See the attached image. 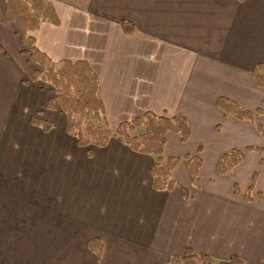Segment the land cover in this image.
I'll return each mask as SVG.
<instances>
[{
    "label": "crops",
    "instance_id": "0c3cea01",
    "mask_svg": "<svg viewBox=\"0 0 264 264\" xmlns=\"http://www.w3.org/2000/svg\"><path fill=\"white\" fill-rule=\"evenodd\" d=\"M50 3L59 22L30 31L36 45L55 62L90 63L113 130L146 111L187 118L190 138L169 132L164 155L199 153L201 185L183 159L174 187L155 189L154 157L119 137L78 145L67 114L46 106L53 88L35 77L40 66L0 0V264H169L191 251L264 264V153L252 148L264 146V112L238 119L218 104L263 106L252 69L264 62V0ZM234 148L244 160L220 174V157Z\"/></svg>",
    "mask_w": 264,
    "mask_h": 264
},
{
    "label": "trees",
    "instance_id": "16d2710c",
    "mask_svg": "<svg viewBox=\"0 0 264 264\" xmlns=\"http://www.w3.org/2000/svg\"><path fill=\"white\" fill-rule=\"evenodd\" d=\"M5 1L7 15L17 26L21 41L25 45L22 51L28 53L31 59L40 66L35 77L49 83L53 88L54 95L48 100L46 106L58 107L67 114L66 129L75 137L78 145L103 147L113 137L122 138L132 150L154 157L151 175L153 187L157 190H169L174 187L176 181L173 178V171L185 159L189 164L193 183L200 187L202 158L199 153L170 157L164 155L169 132L179 134L183 141L190 138L191 127L187 118L146 111L131 120L121 122L117 129H111L106 116L105 104L99 94V78L90 63L87 60L74 61L71 59L55 62L36 45V39L30 33L39 28L43 21L59 22L50 0ZM123 27L126 31L133 29L132 24L126 21L123 22ZM0 51H3L1 45ZM252 76L257 86L264 87V62L258 63L252 69ZM218 104L226 114L238 119L255 121V117L264 112V100L263 106L256 111L244 108L228 97H220ZM32 121L42 126L44 130L52 127V123L45 119L33 117ZM256 127L264 137V123H256ZM252 148L261 155L264 153V146ZM244 158L245 149L234 148L224 153L217 164L219 173L227 174ZM253 186L254 180L251 188ZM182 190L186 197L189 196L186 187L182 186ZM247 198H250L249 193ZM89 247L99 257L101 256L103 243L99 238L91 239ZM193 257H197L205 264H244L239 256L215 261L209 255H198L192 251L184 256L172 257L169 264L190 263ZM99 264L103 263L100 261Z\"/></svg>",
    "mask_w": 264,
    "mask_h": 264
},
{
    "label": "rangeland",
    "instance_id": "374dc122",
    "mask_svg": "<svg viewBox=\"0 0 264 264\" xmlns=\"http://www.w3.org/2000/svg\"><path fill=\"white\" fill-rule=\"evenodd\" d=\"M185 264H205V263L199 260L197 257H193L190 263H185Z\"/></svg>",
    "mask_w": 264,
    "mask_h": 264
}]
</instances>
